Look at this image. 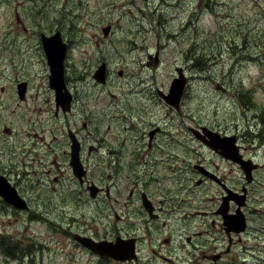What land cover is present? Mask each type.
Returning a JSON list of instances; mask_svg holds the SVG:
<instances>
[{"label":"rangeland","instance_id":"obj_1","mask_svg":"<svg viewBox=\"0 0 264 264\" xmlns=\"http://www.w3.org/2000/svg\"><path fill=\"white\" fill-rule=\"evenodd\" d=\"M56 31L68 43L65 81H72L77 72L91 81L92 89H87L76 114L57 111L50 87L44 35ZM93 35L108 48L105 84L93 80L95 68L103 63ZM178 67L188 84V98L179 110L163 105L158 93H169ZM24 80L25 100L18 95ZM198 125L238 134L246 146L251 142L249 157L264 164V0H0V180L17 187L24 201L15 208L0 195V264H99L98 256L74 234L97 241L134 234L126 221L141 224L150 219L144 212L117 217L116 190L122 189L121 197L129 199L137 153L148 147L147 132L157 127L161 133L150 156L159 163L140 169L141 182L155 180L156 191L149 190L156 203L165 206L160 222H152L150 230L161 231L160 240L170 230H181L175 241H186V234L198 230L194 225H208L210 217H186L179 209L184 203H169L164 195L170 191L193 200L198 193H222L213 183L196 184L192 163L198 147L184 141L192 136L190 127ZM69 126L85 142L89 182L114 183L110 198L91 197L74 175L71 154L63 151ZM143 131L137 146L135 136ZM182 146L191 150L185 152L191 158L187 168L165 158L184 155ZM233 177L236 186L245 181L243 174L235 172ZM251 187V193L264 195V168ZM199 204L196 209L205 211L212 203L195 202ZM182 232L186 234L180 236ZM254 233L252 229L240 235L241 242L254 244Z\"/></svg>","mask_w":264,"mask_h":264},{"label":"flooded vegetation","instance_id":"obj_2","mask_svg":"<svg viewBox=\"0 0 264 264\" xmlns=\"http://www.w3.org/2000/svg\"><path fill=\"white\" fill-rule=\"evenodd\" d=\"M126 4L127 2L125 5ZM110 31L111 25L104 30V34L108 36ZM15 36L18 37L19 34H15ZM44 36L47 37V39H52L54 37V35ZM60 36L63 41L62 33ZM93 37L95 38V44L99 46L98 53L103 56V63H100L94 70L93 80L96 83L105 84L109 76V68L106 60L108 48L106 44L101 45V39L96 35H93ZM157 53H159V49H157L155 53V58H158ZM93 57H95V55H93ZM103 64L106 65V78L103 80L104 82L97 78V72ZM64 68L66 69V66ZM65 73L66 72H64L63 75L65 84L64 89L60 92L52 86L56 93V106L59 107H57V111L61 109L63 113L72 112V114H76L75 111L79 112L84 103L83 99L84 95L87 93V89L89 87L92 89L91 81L87 78L88 75H80L77 72V76L72 81L68 80L66 82ZM94 81L93 84L96 85ZM22 82H26L27 86L28 82L26 80ZM187 85L178 100L167 98L163 100V105L168 108L173 107L179 110L181 104L188 98ZM67 86L70 87L71 90ZM219 90L224 91L225 89L221 88ZM160 91L161 90H158L159 95L161 94ZM23 96V100H25L26 87ZM35 99L37 100L35 103L36 105L38 103V97L36 96ZM85 100H87V98H85ZM57 111L55 110V117L60 114H58ZM125 112H127L126 109ZM83 126L87 128V123H84ZM136 127L139 128L140 125L138 124ZM10 131L11 128L7 127L6 132ZM160 131V127H157L147 132L149 138L148 147H144L143 150L137 153L136 171L135 174L133 173L134 179L131 182L132 187L128 191L129 199H123L121 197L123 194L122 189L116 190L118 195L116 203L118 206L114 208V213L117 217L123 218L134 213L144 212L150 220L142 221L141 224H138V220H136V222L126 221V224L135 228L134 234L131 235H116L115 239L110 240L103 237L101 240L97 241L90 236L79 234L77 237L74 234L75 239L82 246L98 256L95 260H98L97 262H99V264H156L157 260H159L161 264H184L185 261L190 260L196 262V264H264V195L250 192L252 190L251 186L255 182V175L260 173L262 168H264V164L256 163L249 157L250 154H248V151L250 150L251 142L249 146H246L244 142H242L241 137L236 133H228L224 130L208 128L203 125H198L197 127L191 126L189 132L192 136L188 137L189 140L184 141L185 143L193 141V143L197 144V146H193V148L198 147V150L195 149L194 151V154L198 158L192 163L199 178L196 184L202 186L204 184L213 183L220 188L222 192L220 195L204 197L203 193H198L193 200L188 199L186 196L183 197L179 193L171 195L170 191L164 195L165 200L169 203L172 200L184 203L179 206V209L186 213V217L209 216V224L202 226L194 225L198 230H193L192 234H186V232L180 233V236H182L183 233L186 234V241H175V233L181 230H170L162 240H160L161 231L152 232L150 230L153 225L155 226L152 222H160V216L165 212V206L156 203L154 200V193L150 191H156L154 187L155 180L146 179L141 182L140 169H149V167L159 163L154 157L150 156V153L157 136L161 133ZM144 134L145 131L142 132L141 137L139 134L135 136L137 146L138 142L144 138ZM245 137L247 136L245 135ZM74 142H78L79 158L83 169L86 171L84 174L81 169L82 178L76 176L80 184L86 185V189L91 197H97V195L100 194L110 198L109 196L112 195L111 192L114 183L111 182L109 185L107 183L98 185L94 181L89 182L87 179L88 170L84 165L83 158L85 142L78 131L69 126L68 144L67 148L63 151L71 154L70 165L73 156ZM93 148L94 147H91V149H89L91 153ZM108 148L113 149L114 147L108 145ZM186 149L191 151L187 146H182L181 151L184 155L180 153L179 157L172 158L170 155H165L167 162L171 160L181 162V164L187 168L188 165H191L188 160L191 158L187 159L185 155ZM108 154L111 156L113 151L109 150ZM167 166L168 165H164L165 168H167ZM235 172L243 174L245 178V181L240 186L233 184ZM90 187L92 188L90 189ZM15 188L17 189V187ZM198 201H210L212 204L209 210L202 211L196 209V207L201 206V204L195 206V202ZM192 202H194V204H192ZM6 203L9 206L17 208L8 202ZM187 207L188 209H186ZM118 208L122 211V214L118 213ZM192 208L195 210L188 211ZM166 211L169 212L170 210L166 209ZM166 224L167 222L164 221L163 225ZM142 227L146 229V233L141 232L142 234H140L138 230ZM252 229L255 230L254 238L256 237L257 241L254 244H249L247 241L241 242L239 236L249 234ZM78 238H90L99 243L96 247L98 250L87 246Z\"/></svg>","mask_w":264,"mask_h":264},{"label":"water","instance_id":"obj_3","mask_svg":"<svg viewBox=\"0 0 264 264\" xmlns=\"http://www.w3.org/2000/svg\"><path fill=\"white\" fill-rule=\"evenodd\" d=\"M60 42L61 41H60L59 37L57 39H54V40L53 39L52 40L44 39L45 50H46V53H47V55L49 57V60H50V63H51L50 83H51V86H54L58 91H62L64 89V87H65L64 79H63V72H64V70H63V58L65 56V50H64L63 47L61 48V43ZM155 64H158V59L156 60ZM177 71H178V74H179L180 77H177V78L174 79V82L172 84V88H174L173 89L174 91H173V93L170 96H165L164 95L163 97L165 99L173 98L174 96L177 97V99L180 98V96H181V94L183 92V89L185 88L186 80H185V78H183L184 76H183L182 70L180 68H178ZM97 75H98L97 78L99 80H104L105 67H102L97 72ZM25 85H26L25 83H22V84L19 85L20 94H21L22 97H23V93L25 91ZM73 146H74V149H73V156H72L71 165L73 167L75 175L80 177V178H82L81 169L83 170L84 174L86 173V171L83 169L82 163H81L80 158H79L78 142H74ZM3 187H5V188H3ZM6 187H8L6 182H2L1 185H0V189H1L0 190V194H2L3 196H6L8 198V200L12 201L13 204L18 205V203H16V199L13 198L10 193L8 194L7 190L5 191ZM91 188L92 187H90V189ZM76 236L78 237V235H76ZM79 240H81L87 246H90L93 249L98 250L96 247L99 245V243L93 241L92 239H90V238L81 239L80 238Z\"/></svg>","mask_w":264,"mask_h":264}]
</instances>
